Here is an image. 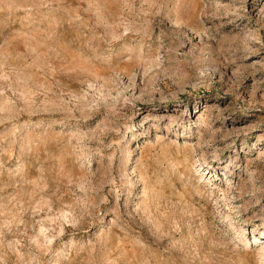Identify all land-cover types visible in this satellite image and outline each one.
<instances>
[{"label":"rangeland","instance_id":"obj_1","mask_svg":"<svg viewBox=\"0 0 264 264\" xmlns=\"http://www.w3.org/2000/svg\"><path fill=\"white\" fill-rule=\"evenodd\" d=\"M263 249L264 0H0V264Z\"/></svg>","mask_w":264,"mask_h":264},{"label":"bare ground","instance_id":"obj_2","mask_svg":"<svg viewBox=\"0 0 264 264\" xmlns=\"http://www.w3.org/2000/svg\"><path fill=\"white\" fill-rule=\"evenodd\" d=\"M252 229H256V228H255V227H252ZM261 234H263V233H261ZM260 253H261L262 255H264V249L261 250Z\"/></svg>","mask_w":264,"mask_h":264}]
</instances>
